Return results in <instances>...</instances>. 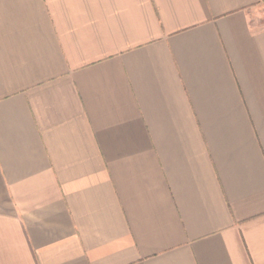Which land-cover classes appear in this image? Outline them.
Masks as SVG:
<instances>
[{
    "label": "crops",
    "instance_id": "crops-1",
    "mask_svg": "<svg viewBox=\"0 0 264 264\" xmlns=\"http://www.w3.org/2000/svg\"><path fill=\"white\" fill-rule=\"evenodd\" d=\"M264 0H0V264H264Z\"/></svg>",
    "mask_w": 264,
    "mask_h": 264
},
{
    "label": "rangeland",
    "instance_id": "rangeland-1",
    "mask_svg": "<svg viewBox=\"0 0 264 264\" xmlns=\"http://www.w3.org/2000/svg\"><path fill=\"white\" fill-rule=\"evenodd\" d=\"M259 11H260V12H264V8H261V7H260V10H259Z\"/></svg>",
    "mask_w": 264,
    "mask_h": 264
}]
</instances>
